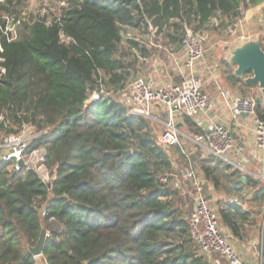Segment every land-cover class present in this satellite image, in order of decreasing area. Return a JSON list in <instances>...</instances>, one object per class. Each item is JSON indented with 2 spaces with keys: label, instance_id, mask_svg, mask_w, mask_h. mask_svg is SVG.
Here are the masks:
<instances>
[{
  "label": "trees",
  "instance_id": "16d2710c",
  "mask_svg": "<svg viewBox=\"0 0 264 264\" xmlns=\"http://www.w3.org/2000/svg\"><path fill=\"white\" fill-rule=\"evenodd\" d=\"M63 1L56 18L23 21L18 40L2 42L0 132L8 122L40 131L24 157L43 148L51 180L45 183L31 169L11 171V161H0V264H38L28 248L42 229L48 231L40 255L45 264H210L190 238L188 218L173 205L174 197L185 196L158 183L171 170L164 149L178 147L183 157L182 148L156 145L149 120L101 94L95 79L105 72L109 77L98 87L118 89L127 80L128 70L115 58L123 27L171 30L168 41L178 47L186 27L197 32L213 18L235 20L242 8L264 0ZM14 2H0V13L15 15ZM255 109L264 119L261 103ZM178 119L193 136L201 132L192 119ZM120 150L131 155L118 165L111 153ZM203 153L194 161L186 154L203 177H197L203 193L204 179L215 188L224 182V192L235 195L218 203V219L233 238L243 239L258 213L239 204L242 194L250 190L251 200L262 203L264 188L251 178L242 185L232 166Z\"/></svg>",
  "mask_w": 264,
  "mask_h": 264
},
{
  "label": "built area",
  "instance_id": "2783aa9c",
  "mask_svg": "<svg viewBox=\"0 0 264 264\" xmlns=\"http://www.w3.org/2000/svg\"><path fill=\"white\" fill-rule=\"evenodd\" d=\"M1 20L3 25H0V78L6 74L2 42L11 43L18 40L19 27L25 19L15 15H5L1 17ZM182 48L186 57L185 67L188 69V76L184 77L180 83L159 87H154L150 82L132 81L127 85L125 93L120 94L127 112L142 119L155 120L154 109L157 106L164 108L167 117L162 123V132L155 140L156 145L162 148L179 145L181 133L176 127L177 117H187L196 121L201 132L193 137V143L245 174L241 165L249 161L245 154L244 144L236 142L226 126L203 119L208 114L212 102L203 92L202 81L193 71L195 63L202 57L203 49L201 43L187 28H185ZM113 92V89L109 92L106 89L105 94L112 97ZM219 94L221 98L227 100L233 120H239L244 115L252 118L255 147L258 151H262L264 149V119L255 115V100L235 98L229 102L227 91L219 89ZM4 115L0 114V121L4 119ZM198 119L201 120L198 121ZM33 130L32 125H24L17 135L8 137L0 135V161H11L13 163L11 171L35 170L41 179L49 184L51 179L44 165L45 150L37 149L24 157L29 142L36 136L31 135ZM182 154L187 158V168L159 177L158 183L171 187L183 196L191 197L193 209L187 219V224L190 238L197 246L198 253L206 258L218 255L224 259L225 264H264V245L255 254L256 260H244L232 248L227 238L221 234L218 213L205 198L196 170L183 149ZM18 161H22L24 167H20L17 164ZM257 161L260 162V168L254 174V178L264 180V159H257ZM41 214L42 216L47 215L45 211ZM38 258L40 256L35 257V259ZM42 262L45 264L44 261Z\"/></svg>",
  "mask_w": 264,
  "mask_h": 264
},
{
  "label": "rangeland",
  "instance_id": "374dc122",
  "mask_svg": "<svg viewBox=\"0 0 264 264\" xmlns=\"http://www.w3.org/2000/svg\"><path fill=\"white\" fill-rule=\"evenodd\" d=\"M0 2H2V0ZM62 7H65L63 0H19L18 4H16V2L13 3V12H17L15 14L17 17L25 19V24H29L37 19H45L46 21L50 22L59 15V11ZM5 15L6 14L0 13V16ZM221 21L220 18H213L208 27L197 32H194L190 27H186L187 30L193 33L196 39L201 43L203 49L202 57L195 63L194 73L200 78L203 85L206 87L205 91L211 96L210 98H213L215 93L218 94L219 89L225 91L233 90L237 92L236 97H259L257 99H261V106L264 108V100H262L257 88L254 87L253 92H251V89L244 91L243 88H234L233 84L238 82L244 84L243 80L247 77L245 75L241 77L235 76L234 71L236 69V65L228 62L230 59V53L237 47H240L242 43L248 42L250 40L257 41L260 49L264 52V2L257 6L242 8L241 14L235 20L231 21L222 17ZM167 33H171V30L166 29L160 32L152 29L151 27L139 29L123 27L121 32L122 42L115 58L123 62L125 69L128 70L129 74L127 76V80L121 89L114 88L112 85L107 84H101V86L98 87V84L101 81L100 78L107 80L109 77L105 72H101L98 78L95 79L96 88L98 90H102L104 93L106 92V89L108 92L109 90L113 89V99L125 105V102L121 98L120 94L125 93L127 85L132 80L130 77V71L133 72L134 75H139L142 71L147 70L144 68L145 64L147 63L145 60L147 54H149V56L156 55L154 59L157 60L159 58L160 61H162V63L165 65L166 72L170 74L171 82L174 84L178 83L181 78L185 76V74L182 76L179 72H175V70L173 71V69H171V60L169 61L165 58L166 54L169 55L170 53H173V50L172 52L169 50L170 45L173 43L168 41ZM176 35L178 34L176 33ZM178 38L182 42L184 35L182 34ZM179 45L178 47H181L182 43L180 46ZM162 63L161 65L163 68L164 65ZM182 65H184V62H182ZM155 66H158V62L155 64ZM185 71L186 69H184V72ZM232 76L237 80L234 81V83L233 81H230ZM97 89L90 94L89 101L92 102L94 99H96L95 93L99 92ZM241 90L245 92V94L242 96L238 94V92H241ZM154 113L156 115V119L149 120L147 123L151 134L156 139L162 132V123L165 121L167 116L162 106H157L154 109ZM176 126L181 133L179 138L180 147L185 151V153L189 154V157L192 161L196 160L202 152H198L199 150L195 147V144L192 141L194 134L188 130L183 122V119H176ZM46 131L47 130H43V132ZM19 132L20 129L18 127L8 122L6 123L4 134L1 132L0 135L1 137H8L17 135ZM32 134L33 136L36 135L35 137H37L40 135V131L34 129L33 132H31V135ZM178 150V147L164 149L165 154L171 163V170L170 172L165 173V175L187 168V158L180 156L177 152ZM254 166L256 167V165ZM47 171L51 179L50 170L47 169ZM196 174L198 178H200V176L203 178L197 169ZM203 185L205 195L207 196L210 205L213 204L217 210L218 203L220 201L222 202L231 200L233 196L235 197V195H228L224 192V182H221V186L219 188H215L210 182H205L203 179ZM173 201V205L176 208H179L181 213L184 214L183 216L187 219L193 208V201L191 197L185 196L181 199L174 197ZM251 202L250 200L247 201L244 207L256 214V209L259 207V203L257 204L255 202ZM255 217L256 223L253 224L250 229L251 231L249 232L251 235L250 239L248 241H244L242 243L243 245L240 243L237 245L239 252L249 253L248 255L256 254L259 251L261 238L264 237V214L262 213L261 215H256ZM52 225L53 227H56L54 222ZM219 230L224 235L226 234L220 223ZM171 240L176 243L174 239ZM37 262L38 264H43L39 258L37 259ZM209 263L225 264L224 260L218 256L212 257V260Z\"/></svg>",
  "mask_w": 264,
  "mask_h": 264
},
{
  "label": "crops",
  "instance_id": "0c3cea01",
  "mask_svg": "<svg viewBox=\"0 0 264 264\" xmlns=\"http://www.w3.org/2000/svg\"><path fill=\"white\" fill-rule=\"evenodd\" d=\"M175 46H176L175 44L170 45L169 50L171 52L173 50V53H170L169 55L166 54L165 58L168 59L169 61L171 60V63H172L171 69H173V71L175 70V72L176 71L179 72L182 76L185 74V76H183L181 78V80H182L184 77L188 76V69L185 67L186 57H185L184 49L182 48V46L181 47H175ZM146 56L147 57L145 58V60L147 63L145 64L144 68H146L147 70L142 71L139 75H134V73L130 71V75H131L130 77L132 78L131 82L135 81V80H140L143 82H150L154 87L164 86L167 84H174L173 82H171L170 74L168 72H166L165 65L162 63V61H160L159 58L157 60L154 59L156 57V55L149 56V54H147ZM157 62H158V66H155V64ZM182 62H184V65H182ZM161 63L164 65L163 68H162ZM151 68H152V70H151ZM184 69H186L185 72H184ZM194 70H195V68H193V71ZM245 76L249 77V76H251V74L245 73ZM180 81L178 83H180ZM131 82H129V83H131ZM175 84H177V83H175ZM233 85H234V88H236V89H237V87L243 88L244 91L251 89V92H253L254 87L257 88V90H259V88L256 85L255 86H249V85H246L245 83H244V85L246 87H240L239 83H236ZM203 86L204 85L202 83L203 92L208 95L209 99L212 102V106L210 107L208 114L205 117H203V119L208 120L210 122L220 123V124L226 126L227 128L230 129L235 141L238 143L242 142L244 144L245 154H246V157L249 161V162L243 163L241 165L245 174L241 173L239 170H237L235 168L233 169L234 171H237V173L239 174V177H240L239 182L242 185H244L246 182V179L251 178L252 180L258 182L260 188H264V180L254 178V174L260 168V162L257 161V159H264V149L262 151H258L255 147L254 127H253V123H252V118L250 116L244 115V116L240 117L239 120H233L231 113H230V109L228 107L229 104H228L227 100L225 101L223 98H221L219 93L218 94L215 93V96L213 98H210L211 96L205 91L206 87L204 86V88H203ZM222 91H225V90H222ZM227 92L229 94V99H228L229 102H232V100L235 98H241V97H236L237 92H235L233 90L227 91ZM238 94L240 96H242L245 94V92H243L241 90V92L239 91ZM259 94L261 95L260 90H259ZM257 98H259V97H254V98H250V99H254L255 104H256ZM262 100H264V99L262 98ZM256 106H257V104H256ZM255 115L257 116L256 109H255ZM199 120H201V119H198V121ZM192 121L196 123V121H194V120H192ZM203 152L202 153L204 155H205V153H207L205 151H203ZM257 163H258V165H257ZM254 165H256V167ZM242 178H243V182L241 181ZM252 194L253 193L250 190H245V193L242 194L244 196V198H241V202L239 204H241V206L243 208H246L244 206H245L247 201H249V200H250V202L252 201L251 200ZM204 195H205V193H204ZM249 196H250V198H249ZM205 198L207 199L206 195H205ZM208 202H209V200H208ZM251 203H253V202H251ZM255 203H257V204L259 203V207H257V209H256L257 213H258L257 216L261 215L262 213L264 214V202H262V203L255 202ZM209 204H210V202H209ZM211 205H212V208L217 212L216 207H214L213 204H211ZM255 218L256 217L252 216V219H255ZM252 226L249 225L246 227L247 231H246V235L243 239L233 238L231 236L230 232L226 228L222 227L226 234L225 235L223 233H221V234L227 238L230 245H232V248L236 251V253L238 252L237 254L244 260H256L255 254L248 255L249 253H241L237 249V245H239V243L242 244L244 241H248L250 239L251 235L249 234V232L251 231L250 229ZM47 234H48V231H45L46 236H47ZM263 242H264V237L261 238V243L259 245V251L261 250V247H263V245H264ZM214 256H218V255H212L210 258H206V257L205 258L208 262H210L212 260V257H214ZM218 257H220V256H218ZM39 260H41V259L39 258Z\"/></svg>",
  "mask_w": 264,
  "mask_h": 264
},
{
  "label": "water",
  "instance_id": "95a60500",
  "mask_svg": "<svg viewBox=\"0 0 264 264\" xmlns=\"http://www.w3.org/2000/svg\"><path fill=\"white\" fill-rule=\"evenodd\" d=\"M229 63L235 64L236 69L234 71L235 76L241 77L245 73H250L251 76L245 78L243 82L249 86H257L261 92V96L264 99V52L260 49L257 41H248L242 43L240 47H237L230 53ZM261 99L256 100L258 105ZM114 156L119 157L117 164L120 165L126 161L131 155L129 150H120L111 153ZM20 167H24L22 161L17 163ZM243 182V178L241 179ZM50 185H48L49 187ZM45 231L42 229L39 234V238L34 247L28 248L30 255L38 257L41 255L42 247L45 241Z\"/></svg>",
  "mask_w": 264,
  "mask_h": 264
}]
</instances>
